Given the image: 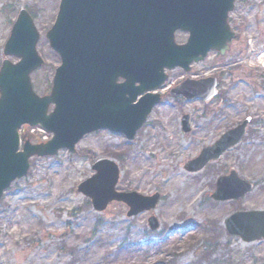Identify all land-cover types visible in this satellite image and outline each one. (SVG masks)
Returning a JSON list of instances; mask_svg holds the SVG:
<instances>
[{"label": "rangeland", "instance_id": "1", "mask_svg": "<svg viewBox=\"0 0 264 264\" xmlns=\"http://www.w3.org/2000/svg\"><path fill=\"white\" fill-rule=\"evenodd\" d=\"M59 3L0 0V67L10 31L25 9L41 36L38 52L45 65L32 75L40 97L50 92L60 65L45 38ZM230 25L237 35L230 51L211 53L188 74L171 71L167 88L159 92L162 103L133 142L101 132L82 140L75 154L31 160L28 175L0 203V264H264V242L245 243L225 229L235 212L264 211V0H237ZM176 40L183 44L187 35ZM209 77L220 84L219 97L210 103L169 95L186 79ZM187 114L191 134L181 129ZM247 117L253 121L237 148L198 175L184 169L202 148ZM102 158L120 166L117 191L161 195L155 213L129 219L120 203L104 213L93 210L77 186L93 176L92 166ZM231 170L255 190L241 201L214 202L217 180ZM151 216L159 220V232L149 230Z\"/></svg>", "mask_w": 264, "mask_h": 264}, {"label": "water", "instance_id": "2", "mask_svg": "<svg viewBox=\"0 0 264 264\" xmlns=\"http://www.w3.org/2000/svg\"><path fill=\"white\" fill-rule=\"evenodd\" d=\"M237 0H61L58 16L47 33L50 49L59 57L51 95L39 97L31 76L44 66L37 46L40 34L34 19L21 10L0 68V201L12 184L25 178L31 158L55 157L60 151L76 153L88 135L109 130L132 142L145 125L168 80L165 71H191L211 51L224 56L235 38L229 14ZM178 32L189 34L185 45L176 43ZM20 61L12 63L9 58ZM123 78L124 84L118 85ZM213 78L187 80L171 91L187 101L209 102L217 95ZM54 111L49 114L50 106ZM252 119L224 133L212 146L185 165L198 174L212 162L237 147L246 136ZM41 127L52 138L34 145L25 141L22 150L19 130ZM184 133L191 131L190 116L182 118ZM25 140V138H23ZM96 173L77 190L91 200L97 213L113 202L129 208L128 218L156 209L160 195L118 193V165L100 159ZM254 189L235 170L217 181L211 198L216 202L239 201ZM157 231L156 217L148 220ZM226 230L244 242L264 241V211L237 212L226 221Z\"/></svg>", "mask_w": 264, "mask_h": 264}, {"label": "flooded vegetation", "instance_id": "3", "mask_svg": "<svg viewBox=\"0 0 264 264\" xmlns=\"http://www.w3.org/2000/svg\"><path fill=\"white\" fill-rule=\"evenodd\" d=\"M180 45H181V44H180ZM117 84H118V85H123V84H124V80H123V78L118 79Z\"/></svg>", "mask_w": 264, "mask_h": 264}, {"label": "trees", "instance_id": "4", "mask_svg": "<svg viewBox=\"0 0 264 264\" xmlns=\"http://www.w3.org/2000/svg\"><path fill=\"white\" fill-rule=\"evenodd\" d=\"M124 247V246H123Z\"/></svg>", "mask_w": 264, "mask_h": 264}]
</instances>
